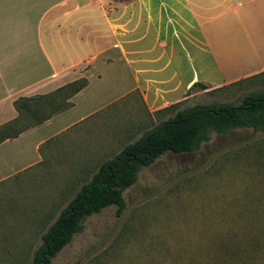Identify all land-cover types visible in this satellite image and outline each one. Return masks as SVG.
<instances>
[{
  "label": "crops",
  "instance_id": "0c3cea01",
  "mask_svg": "<svg viewBox=\"0 0 264 264\" xmlns=\"http://www.w3.org/2000/svg\"><path fill=\"white\" fill-rule=\"evenodd\" d=\"M262 72L264 0H0V125L19 117V97L87 80L68 107L0 142V191L46 160L84 168L161 122L196 82Z\"/></svg>",
  "mask_w": 264,
  "mask_h": 264
},
{
  "label": "rangeland",
  "instance_id": "374dc122",
  "mask_svg": "<svg viewBox=\"0 0 264 264\" xmlns=\"http://www.w3.org/2000/svg\"><path fill=\"white\" fill-rule=\"evenodd\" d=\"M206 86H194L156 117L165 120L197 103L239 104L245 94L264 90V73ZM26 117L19 127L33 122ZM139 136L105 144L84 168L64 171L53 167L63 160H46L29 179L5 186L0 204L11 209L0 214V264H31L42 235L80 186ZM123 197L120 216L116 205L88 216L50 264H242L246 255L237 250L264 230V130L212 132L197 151L167 152L139 171ZM249 262L259 264L258 258Z\"/></svg>",
  "mask_w": 264,
  "mask_h": 264
},
{
  "label": "trees",
  "instance_id": "16d2710c",
  "mask_svg": "<svg viewBox=\"0 0 264 264\" xmlns=\"http://www.w3.org/2000/svg\"><path fill=\"white\" fill-rule=\"evenodd\" d=\"M86 84L87 80L80 78L50 94L19 97L14 101L19 117L0 125V142L16 137L26 128L41 123L68 107L70 103L66 99ZM194 86L207 88L200 82L194 83L192 88ZM178 103L170 104L161 111L176 107ZM25 116L33 122L19 127ZM236 127L264 130V90L245 94L236 105L197 103L178 109L167 119L146 130L135 141L126 144L119 152L102 162L91 179L81 185L42 235L41 243L33 252L31 264H50L52 258L71 242L73 235L82 231L84 220L93 213L116 205V215L120 216L125 209L123 191L137 181L138 173L143 167L151 165L167 152L197 151L203 142L210 139L212 132L226 133ZM247 238L244 246L237 250L246 255L242 264H251L249 261L255 258H258L259 264H264V230L252 232Z\"/></svg>",
  "mask_w": 264,
  "mask_h": 264
}]
</instances>
